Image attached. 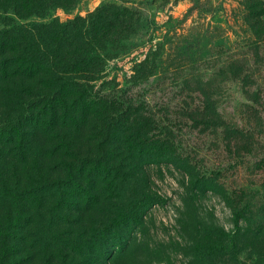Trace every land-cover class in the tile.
<instances>
[{
  "label": "rangeland",
  "instance_id": "rangeland-1",
  "mask_svg": "<svg viewBox=\"0 0 264 264\" xmlns=\"http://www.w3.org/2000/svg\"><path fill=\"white\" fill-rule=\"evenodd\" d=\"M49 3L20 17L0 6V27L107 9L88 89L126 110L125 130L147 146L141 159L114 148L102 160L76 135L63 138L72 155L36 153L55 143L41 136L24 142L14 174L0 162L19 193L16 205L0 204V227L13 221L0 264H264V0ZM38 101L0 93V129L28 137L21 116ZM79 157L92 173L71 169L66 183Z\"/></svg>",
  "mask_w": 264,
  "mask_h": 264
},
{
  "label": "trees",
  "instance_id": "trees-1",
  "mask_svg": "<svg viewBox=\"0 0 264 264\" xmlns=\"http://www.w3.org/2000/svg\"><path fill=\"white\" fill-rule=\"evenodd\" d=\"M49 1L0 0V6L3 10L5 6H9L12 13L20 17L31 10L45 9L49 6ZM104 10L107 9L100 8L97 9V15L91 14L86 18L77 16L65 22L47 21L0 27V93L5 97L10 92L32 95L39 100L37 104L41 102L36 113L21 116L23 124L31 130L20 132L24 135L26 133L28 137L22 138L19 135V127L0 129V154L7 145L13 150L12 153L2 150L7 157L0 155V162L14 169L10 173L14 174L19 160L24 159L23 147L36 146L40 139L55 141L47 148L37 147L36 153H45L47 156L64 150L71 151L72 155V143H66L63 138L69 136V139L75 135L94 142L95 150L100 155L104 150L102 160L108 158L114 148H123L136 159H141L144 154V146H147L145 141L140 140L141 137L130 129L126 131L124 128L128 121L126 110L118 112L111 109L98 93L94 94L92 89H88L91 86L88 72L95 69L97 58L91 44L94 36L101 34L104 24L109 20ZM7 84L10 85L9 88L6 87ZM105 112L109 119H102V129L98 131V126L93 122ZM37 136L41 138L38 139ZM24 142H28L30 146L24 145ZM117 143L120 146H113ZM79 158L77 163H67L66 177L64 176L66 183L73 181L71 169L76 170L78 178L84 173H92L91 162L86 163V159ZM12 186L8 178L0 177L1 205H16L19 193ZM7 212L9 211L6 210L5 213ZM8 217L10 216L5 215L10 220L11 217ZM6 223L0 227V237L13 235V221ZM99 243L103 248L105 240H100Z\"/></svg>",
  "mask_w": 264,
  "mask_h": 264
}]
</instances>
